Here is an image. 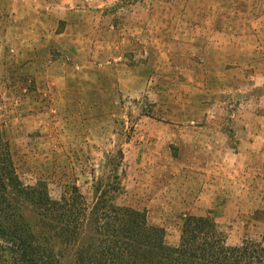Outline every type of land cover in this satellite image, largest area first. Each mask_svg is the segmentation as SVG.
<instances>
[{"label":"rangeland","instance_id":"1","mask_svg":"<svg viewBox=\"0 0 264 264\" xmlns=\"http://www.w3.org/2000/svg\"><path fill=\"white\" fill-rule=\"evenodd\" d=\"M0 132L52 199L264 247V0H0Z\"/></svg>","mask_w":264,"mask_h":264},{"label":"trees","instance_id":"2","mask_svg":"<svg viewBox=\"0 0 264 264\" xmlns=\"http://www.w3.org/2000/svg\"><path fill=\"white\" fill-rule=\"evenodd\" d=\"M112 198L99 195L89 209L75 184L59 199L43 183L23 185L0 132V264H59L61 244L72 245V264H264L259 242L228 245L207 216L184 217L169 245L143 212Z\"/></svg>","mask_w":264,"mask_h":264}]
</instances>
